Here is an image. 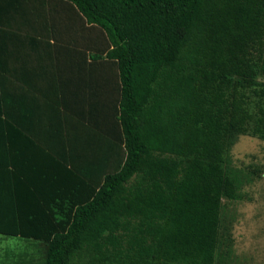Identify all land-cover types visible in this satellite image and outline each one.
I'll return each mask as SVG.
<instances>
[{
    "label": "trees",
    "instance_id": "obj_1",
    "mask_svg": "<svg viewBox=\"0 0 264 264\" xmlns=\"http://www.w3.org/2000/svg\"><path fill=\"white\" fill-rule=\"evenodd\" d=\"M63 1L102 33L119 79V161L65 164L70 196L11 202L0 235L42 249L8 260L227 264L222 202L245 176L228 153L240 135L264 139V0ZM78 182L89 190L72 198Z\"/></svg>",
    "mask_w": 264,
    "mask_h": 264
},
{
    "label": "crops",
    "instance_id": "obj_2",
    "mask_svg": "<svg viewBox=\"0 0 264 264\" xmlns=\"http://www.w3.org/2000/svg\"><path fill=\"white\" fill-rule=\"evenodd\" d=\"M104 56L102 33L65 1L0 0V216L13 202L70 196L56 176L65 164L118 163L119 79ZM78 185L72 198L89 190Z\"/></svg>",
    "mask_w": 264,
    "mask_h": 264
},
{
    "label": "rangeland",
    "instance_id": "obj_3",
    "mask_svg": "<svg viewBox=\"0 0 264 264\" xmlns=\"http://www.w3.org/2000/svg\"><path fill=\"white\" fill-rule=\"evenodd\" d=\"M228 158L233 169L245 176L240 197L222 202V248H231L227 264H264V139L236 137ZM41 247L38 243L0 235V264L13 263L6 253L20 256L27 253L36 260Z\"/></svg>",
    "mask_w": 264,
    "mask_h": 264
}]
</instances>
